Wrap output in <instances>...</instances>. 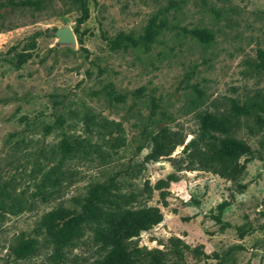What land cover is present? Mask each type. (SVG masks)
<instances>
[{
	"label": "rangeland",
	"instance_id": "rangeland-1",
	"mask_svg": "<svg viewBox=\"0 0 264 264\" xmlns=\"http://www.w3.org/2000/svg\"><path fill=\"white\" fill-rule=\"evenodd\" d=\"M45 1L19 10L0 0V264H109L91 219L61 244L35 228L57 207L77 210L90 185L113 176L104 200L117 215L160 208L161 223L133 240L153 258L264 264V0H89L80 26L71 0ZM151 21L162 26L149 46L110 45ZM64 28L81 44L58 42ZM232 101L249 114L236 115ZM217 121L251 150L235 178L219 176L228 159L202 138ZM154 149L162 156H148ZM169 176L177 181L161 184L163 207L154 187ZM223 202L232 228L221 232L211 217ZM237 228L249 232L240 239ZM27 238L35 250L16 259L11 247Z\"/></svg>",
	"mask_w": 264,
	"mask_h": 264
},
{
	"label": "trees",
	"instance_id": "trees-1",
	"mask_svg": "<svg viewBox=\"0 0 264 264\" xmlns=\"http://www.w3.org/2000/svg\"><path fill=\"white\" fill-rule=\"evenodd\" d=\"M76 10L80 13L76 19L78 26L83 24L89 18L88 2L89 0H71ZM45 0H6L7 6L10 9H31L40 10L44 5ZM162 25L156 24L155 21H151L146 27L143 35L138 38H133L128 35L119 36L116 40L112 41L110 45H121L127 43L133 47H147L152 41L153 34ZM37 35V34H36ZM194 35L197 36L202 42L207 43L212 40V37L207 35L202 30H196ZM77 42L81 44V39L78 37ZM262 55V54H261ZM114 100L117 102H123L125 97L123 95L114 96ZM156 103L152 100L151 115L155 114ZM232 110L236 115H248L249 111L246 107L240 106L235 101H232ZM204 118L201 122H204ZM213 122L210 127L204 126L205 135H202L203 139H210L211 141H217L219 146L217 147L212 143L213 152L222 159H228L227 165H225L220 171L219 176H229L230 178L237 177L245 168V164L248 162L244 160L243 164H239V159L248 157L251 154V150L248 145L239 143L233 137L230 136V127L225 123ZM211 132L220 134L219 137L211 135ZM208 135L206 138L205 136ZM194 145V141H191L185 146L188 149ZM63 150H68V145L63 142ZM157 156H162L158 149H154L151 152ZM203 156V155H202ZM148 158V157H147ZM217 173V172H215ZM116 176L108 178L106 181L90 185L86 194L83 197V202L79 204L77 210H69L66 207H57L50 212L44 214L39 220L35 233L38 235L44 234L51 243L61 244L65 243L77 236L81 232L79 223L83 219H91L94 223L102 229V233L99 234L103 246L109 250V264H168L163 258H153L151 251L145 248H138L133 243V240L139 237L141 232H146L158 225L162 221V213L159 207L155 206H140L137 208L126 207L121 215H117L115 207L109 201L104 200V197L111 195L116 191ZM174 176H169L166 181H159L157 186L154 187L158 191L159 200L163 203V207H166V198L169 194L165 190V187L161 186L163 182H176ZM150 186L146 185L145 190L151 193L153 190ZM225 202L216 206V214L212 215L211 220L219 226V231L231 229L232 225L222 219L223 210L226 208ZM237 236L242 239L247 232L242 228H237ZM133 243L131 247L127 244ZM184 249L189 250L187 245H182ZM36 247V240L27 238L22 239L17 244L11 247L12 253L16 259H24L33 253ZM231 250H241L240 246H234ZM196 254H203L198 249H193ZM181 254V253H180ZM205 258H211L209 255L203 254ZM182 257V255L180 256ZM174 264V263H172Z\"/></svg>",
	"mask_w": 264,
	"mask_h": 264
},
{
	"label": "water",
	"instance_id": "water-1",
	"mask_svg": "<svg viewBox=\"0 0 264 264\" xmlns=\"http://www.w3.org/2000/svg\"><path fill=\"white\" fill-rule=\"evenodd\" d=\"M58 42L74 44L77 42V39L74 32L70 28H64L58 34Z\"/></svg>",
	"mask_w": 264,
	"mask_h": 264
}]
</instances>
